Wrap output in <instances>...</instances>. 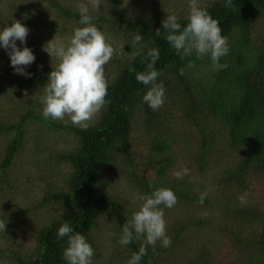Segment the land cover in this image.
<instances>
[{
	"label": "trees",
	"instance_id": "1",
	"mask_svg": "<svg viewBox=\"0 0 264 264\" xmlns=\"http://www.w3.org/2000/svg\"><path fill=\"white\" fill-rule=\"evenodd\" d=\"M107 1L90 14L106 37H124L123 55L105 67L109 102L82 130L44 119L41 98L24 95L43 89L57 64L42 59L51 57L40 42L34 49L30 31L44 28L43 21L66 32L80 27L82 0H0V30L22 23L29 34L17 47L36 57V68H25L31 76H22L0 47V213L12 206L0 214V264H66L67 238L57 239L65 222L93 247L92 264H127L142 241L121 246L122 226L139 209L138 197L160 187L178 198L175 207L163 208L172 243L163 248L158 241L155 251L148 246L140 264H264V0H233L231 9L224 0H199L228 40L220 59L227 68L219 71L209 57L181 60L166 41L162 20L172 14L186 26L188 2L174 0L165 14L156 1L142 11ZM137 33L142 42L134 49ZM151 48L159 50L157 82L165 89L155 111L135 78ZM42 142L45 154L38 156ZM184 168L189 174L177 179L174 173ZM116 173L140 190L132 201L115 192ZM12 215L25 223L20 232L7 220ZM95 233L106 235L108 251L100 252Z\"/></svg>",
	"mask_w": 264,
	"mask_h": 264
},
{
	"label": "clouds",
	"instance_id": "2",
	"mask_svg": "<svg viewBox=\"0 0 264 264\" xmlns=\"http://www.w3.org/2000/svg\"><path fill=\"white\" fill-rule=\"evenodd\" d=\"M106 0H82L77 5L79 25L68 39L67 43L53 38L42 46L50 57L57 61L56 67L48 74L44 85V95L41 98L42 116L44 119L63 121L86 130L90 122L101 112L109 102L108 81L105 75L106 65L117 55H123L109 42L108 37L93 23L94 17L90 9L99 11ZM225 7L233 8V0H224ZM188 15L186 26H181L176 15L168 14L162 20L163 33L166 41L175 50L181 60L195 55L197 59L209 57L213 70L227 68L220 59L229 52L227 37L222 35L219 22L199 0H188ZM29 29L19 21H13L11 26L0 30V47L8 50L10 63L15 73L30 77L25 68L36 59L29 47H17V41L26 43ZM156 36H161V29H156ZM142 42V36L137 33L131 41L132 47ZM142 49H136L134 55L140 56ZM159 50L151 48L144 55L146 67L136 73L137 82L143 84L147 91L143 101L153 110H158L164 104L165 89L163 83H158L161 73L155 68L159 60ZM188 67H195L194 61L189 60ZM184 74V69L179 70ZM24 95L27 97V91ZM189 174L187 168L174 173L177 179ZM207 193L200 196L199 203L203 204ZM139 209L123 224L118 243L126 246L133 241H142L138 252L132 254L127 264H140L142 257L147 255V248L155 246L159 241L161 247L171 246L172 239L166 234V221L163 208L171 209L178 203L175 193L168 188L154 189L149 195L138 197ZM163 206V207H161ZM0 230H5V223L0 222ZM111 235L115 236L116 233ZM67 238L63 249V259L66 264H92L94 249L85 236L75 232L69 223H63L57 231V239Z\"/></svg>",
	"mask_w": 264,
	"mask_h": 264
},
{
	"label": "rangeland",
	"instance_id": "3",
	"mask_svg": "<svg viewBox=\"0 0 264 264\" xmlns=\"http://www.w3.org/2000/svg\"><path fill=\"white\" fill-rule=\"evenodd\" d=\"M122 1V5H128L129 7L133 6L136 11H142V10H150L152 7H154V3L152 2H158V5L161 6L162 4H164L163 8L165 10V14L167 13H171L170 10L172 8H170V5L172 4V2L174 0H121ZM182 2H188V0H180ZM79 2V1H77ZM110 4L109 1L102 3L101 7L105 8L108 7ZM44 28H40L37 29L36 31H30V40L33 41V45L34 49H39V42L40 45L43 46L45 43H47L48 41L52 40L54 37L61 40L62 42L67 43L68 39L71 37L73 30L75 28H73V26H71L69 28V31H63L60 29V27L57 26H51L49 27L47 23H45L44 21L42 22ZM72 25V24H71ZM60 30V31H59ZM52 36L49 38V36ZM110 35H112V37H108V40L110 43L113 44V47L116 48L118 51L123 50V45H122V41L124 40V37L118 33V37L116 38V33H111ZM122 40V41H121ZM45 61H56L55 58H49V59H45L42 58ZM32 68H36L35 64L31 65ZM7 83V82H5ZM8 84V83H7ZM44 95V89L41 88H37L35 89L33 92H30L27 94V97L33 98L36 96V98L40 99L42 98V96ZM42 147H44V142H42V144H40L38 147H35V150L38 153V156H42V154H45V152L42 150ZM146 147V146H145ZM144 147V148H145ZM34 156H37L36 152L34 151L33 153ZM178 165L179 162L177 161ZM27 164H25L26 167ZM113 175V174H112ZM114 176V183L116 185V190L115 192H117L118 194H121L123 196H127L128 199H130V201H132V195H138L139 193V189L133 187L126 174H119L116 173L113 175ZM12 209L11 205H6L5 208H2L1 210V216L4 214V212H7L9 210ZM11 217H14L13 220L7 219L10 221L11 224L16 225L17 230L20 232L25 223H23L19 218L15 217V215H12ZM11 228V225H9V230ZM106 235L101 234V236L97 233L94 234L93 239L96 243V246H98V249L100 250V252H105L108 251V249H106L104 247L103 244V238H105ZM104 255V254H103ZM100 264H110L109 262H103L101 260ZM114 264H118L117 262H114Z\"/></svg>",
	"mask_w": 264,
	"mask_h": 264
}]
</instances>
